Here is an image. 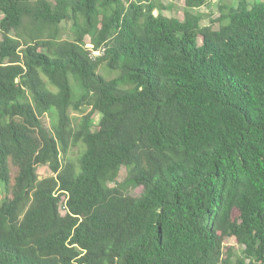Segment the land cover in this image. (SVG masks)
I'll return each instance as SVG.
<instances>
[{"label": "trees", "instance_id": "obj_1", "mask_svg": "<svg viewBox=\"0 0 264 264\" xmlns=\"http://www.w3.org/2000/svg\"><path fill=\"white\" fill-rule=\"evenodd\" d=\"M208 2L0 0V264H264V0Z\"/></svg>", "mask_w": 264, "mask_h": 264}, {"label": "rangeland", "instance_id": "obj_2", "mask_svg": "<svg viewBox=\"0 0 264 264\" xmlns=\"http://www.w3.org/2000/svg\"><path fill=\"white\" fill-rule=\"evenodd\" d=\"M49 1H53V0H49ZM159 5H162V14H164L165 16L168 17H175L178 18L180 20L183 19V11L185 9L184 7V0H155ZM248 2H252L253 0H247ZM238 2V0H209V2L206 5H203L197 9H195V11L199 12L202 14V19L200 21V24H208L210 23V20H214L219 16V10H218V4L219 3H225V4H236ZM156 10L154 11V13L156 14ZM1 17V14H0ZM214 27L218 26V23H214L213 24ZM61 27H62V33H61V37L64 39H71L72 38V24L70 21L68 20H64L61 22ZM85 46L88 48H91L92 44H90L89 42V37L86 36L85 37ZM201 42V38H198V43ZM100 52H94V54H98ZM98 72L104 76L105 78H112L116 75L115 72H110L106 69V67L101 64L98 68ZM86 112H88V110H86ZM84 112V113H86ZM71 116L74 118H78L81 114L77 113V112H73L70 111ZM93 120H94V125L97 122V119L99 117L98 113H94L92 115ZM76 120V119H75ZM41 121L42 124L46 127L49 128V120L48 117L46 115L41 117ZM95 129V127H93V130ZM80 145H76V146H71L70 150H69V157H71L72 159H75L78 154L80 153ZM37 174L38 176L41 177H45V176H49L51 175V171L48 168V166L46 165H39L37 167ZM11 175H14V170L12 169L11 171ZM126 177V169L124 166H121V168L119 169L118 172V176L116 178V182L117 183H121L125 180ZM108 185L112 186L114 185L113 182H109ZM123 191L132 195V196H138L141 194L143 188L142 186H133L132 184L129 183H125L123 184ZM0 193H1V186H0ZM62 213H64V209L61 207L60 210ZM242 246L239 245L235 239L234 236H226L224 238L223 241V250L224 252H226L227 250H231L233 253L238 254L241 250Z\"/></svg>", "mask_w": 264, "mask_h": 264}, {"label": "built area", "instance_id": "obj_3", "mask_svg": "<svg viewBox=\"0 0 264 264\" xmlns=\"http://www.w3.org/2000/svg\"><path fill=\"white\" fill-rule=\"evenodd\" d=\"M95 52H98V51H95Z\"/></svg>", "mask_w": 264, "mask_h": 264}]
</instances>
